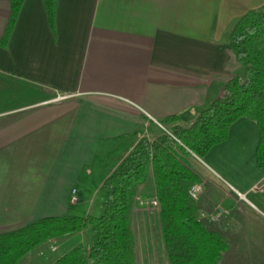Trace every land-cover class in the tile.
<instances>
[{
    "label": "crops",
    "instance_id": "obj_1",
    "mask_svg": "<svg viewBox=\"0 0 264 264\" xmlns=\"http://www.w3.org/2000/svg\"><path fill=\"white\" fill-rule=\"evenodd\" d=\"M263 9L264 0H57L52 29L44 1L26 0L2 46L11 0H0V234L49 217L94 216L106 180L96 160L122 137L156 139L169 117L190 126L239 76L231 34ZM259 137L242 119L195 158L202 214L222 205L224 236L260 229L264 242ZM152 185L141 196L154 198Z\"/></svg>",
    "mask_w": 264,
    "mask_h": 264
},
{
    "label": "trees",
    "instance_id": "obj_2",
    "mask_svg": "<svg viewBox=\"0 0 264 264\" xmlns=\"http://www.w3.org/2000/svg\"><path fill=\"white\" fill-rule=\"evenodd\" d=\"M25 1L11 0L2 46L7 45ZM43 1L54 29L57 0ZM229 46L244 69V78L229 80L222 96L188 127L172 116L161 122L167 132L161 130L156 139L129 142L130 137L120 138L116 151L95 162L96 169L106 175L100 215L49 217L1 233L0 264H20L39 248L82 232L90 233L89 243L77 245L52 264H137V198L149 180L159 205L156 211L167 264H222L230 243L201 218L200 204L189 191L194 185H204L195 157L203 159L225 142L231 127L242 119L258 127L256 162L264 171V9L242 18ZM118 159L111 171L110 164Z\"/></svg>",
    "mask_w": 264,
    "mask_h": 264
},
{
    "label": "rangeland",
    "instance_id": "obj_3",
    "mask_svg": "<svg viewBox=\"0 0 264 264\" xmlns=\"http://www.w3.org/2000/svg\"><path fill=\"white\" fill-rule=\"evenodd\" d=\"M238 75L241 78H244V69L242 67L238 72ZM111 169H113V166H111ZM103 196V193H101L100 198L102 197L103 199ZM141 197L147 199L145 196ZM150 197H148V199H150ZM104 200L105 199L102 201ZM76 202L77 200L74 203ZM240 209L242 210L243 208L240 207ZM93 215H100V202L97 212ZM245 219L249 221L257 220L253 215H251V218L246 216ZM208 224H210L212 229L219 231L217 224L210 222H208ZM135 233L137 264H167L156 210L143 209L140 206L137 207V213L135 216ZM252 234H250V236L247 235L246 229L244 228V231L241 233H231L227 235L226 237L230 243V250L224 256L222 264H264V242L261 239V230L257 229V231L252 232ZM90 236L89 232H82L81 234L77 233L66 239H61L53 244L56 246L55 253L50 250V245L41 247L31 253L32 258L30 261L26 258L25 260H22L20 264H29V262L30 264H49L55 259L67 254L77 245L89 243Z\"/></svg>",
    "mask_w": 264,
    "mask_h": 264
},
{
    "label": "built area",
    "instance_id": "obj_4",
    "mask_svg": "<svg viewBox=\"0 0 264 264\" xmlns=\"http://www.w3.org/2000/svg\"><path fill=\"white\" fill-rule=\"evenodd\" d=\"M67 98V96L65 95H59L58 96V100H62ZM203 192V185H194L190 191L189 194L191 196L192 199L198 201L201 194ZM73 199L72 201L75 202L77 200L76 198V191H73ZM137 205L142 207L143 209H150V210H156L158 208V201L156 199H146V198H142V197H138L137 198ZM229 214V212L227 211V209L222 206V205H218L215 207V209L213 210V212H211L210 214H201V218L204 220H207L210 223H216L218 224L223 218L227 217ZM50 250H52L53 252L56 251V246L55 245H51Z\"/></svg>",
    "mask_w": 264,
    "mask_h": 264
}]
</instances>
